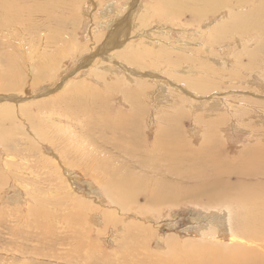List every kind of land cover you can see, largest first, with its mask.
Listing matches in <instances>:
<instances>
[{
    "label": "rangeland",
    "instance_id": "rangeland-1",
    "mask_svg": "<svg viewBox=\"0 0 264 264\" xmlns=\"http://www.w3.org/2000/svg\"><path fill=\"white\" fill-rule=\"evenodd\" d=\"M14 1H19L16 4L23 3V5H29V14L27 13V11L23 14L22 12L19 13L22 14L21 17H23V19L26 16L27 21H24L23 25L20 28H14L15 34H11L10 38L4 39V42H6L2 45L1 49V51L5 52V55L3 56L4 60L6 58L11 59L10 63L8 60L9 65L7 69L11 70L12 72H10L11 76L8 75L0 77V89H2V91H0V95L16 96L18 98V102L16 101V99H13L15 100V102H17L14 106L17 119H12L14 122L17 121L16 125L11 123L10 121H4V123L0 121V147L3 148H0V164L2 163L0 165V175H2L1 178H4H2L3 181L0 178V237L2 238H0V264H21V262H23L22 264H138L135 260H132V257L135 256V253H133L132 251L147 252L150 260H152L155 264H213L212 262H214L215 264H221L223 261H226V256L228 258V254L225 253V250L235 243H240V239L233 235V233L231 232V222L229 221L227 214L225 213L224 207H211L209 205V202H207L205 199H200L198 196L192 193L190 188L195 184L190 185V183H194L196 181H191L183 177L181 178V181H179L180 176L174 177L180 182L183 191L181 190L180 194L171 201L164 200L163 203H158L152 206L147 204L145 200L146 196L142 194V192L139 191L136 187H134L136 192L129 188L125 192V195H123V197H120L123 199L119 201L121 203V206H126V212H118L114 206L107 203V200L104 199L105 191H103L104 187L102 186V181L99 178H96L93 171L92 174L91 170L85 168L82 165L81 161L73 158L74 151L65 147L64 144L58 145L57 142H54L52 138H48L51 137L50 134H48V137L44 136L43 138L38 139L39 137L34 136V134L31 133L30 127H28L26 123L27 120L25 121V115L22 113L26 111L27 115H30L29 113H31V115H39V113L43 110L46 111L51 110V108L53 107H58V104H60V106L70 105L76 110L81 111L80 114L83 116H79V118L82 122L87 123L91 126L92 130L90 131H92V137H100L103 141L105 140L106 142H115L117 140L118 145L121 142L123 143V140L120 141L117 136V139L115 137H111V133H115L116 135L118 128L120 127L114 121L115 117L117 115H119L120 117L121 114L126 113L125 109L127 108V104L123 101V96L120 92H111V95L106 96V86L99 84L98 81L100 80L96 77L91 76L93 70L97 69L99 65L104 64V62L101 61L99 57H97L92 64L83 68V70L81 68H78L77 60L80 59L82 55H85L91 48L92 35H90L91 32L89 31H95V33H99L101 31V27L99 26L100 23L97 27H94V25L91 27L89 25V16H91L90 21H92L93 23L98 21L102 22V20H104L102 16H104V12H106L104 11V7H107L108 4L115 3L114 6L118 8L120 13L124 14L125 11L129 9V4L133 3L135 0H92L94 2V7L90 8V10H92L89 14L85 13L87 12L86 0H22L23 2L21 0ZM50 1L53 3H51ZM24 2H26V4H24ZM62 3L64 4V6L62 5ZM136 3L145 8L146 13L149 14L146 22L147 26L149 27L146 31L150 33L148 39H153L155 41L154 43L148 42V45L146 43L147 41H145V39H147L146 36L143 37L142 35H134L131 37L133 40L130 39V42L133 41L131 42V44H133L136 49H143L145 50V52L139 54L142 56L136 55V57L133 58L134 60H130L135 62V59L137 58L138 60L140 59V61L136 59L135 63L128 62V65L120 59H113L114 61L111 60V63L108 61V64L105 61L106 68L107 65H110L108 67L109 69L105 68L103 70V72L106 71L107 76L99 77L107 79V84L109 83V85L107 86H110L115 76L123 75L122 77H124L126 75H129L128 70L136 71L137 75L147 77L146 73H151L149 71L153 70H149L147 67V62H144L142 60H144V58H146L147 55L150 54L148 52L149 50L156 51L159 46H163V44L167 41L171 44L173 43V45H176L178 44V42H180V39H184L186 41L197 40L199 37V31H210V28H213L218 22L224 23L229 20V16L226 15L227 12L225 10L224 12L221 11L218 13L204 14L200 16L199 19L191 10H187L186 12L184 11L177 15H170L165 10L164 5L160 3V0H136ZM254 3L255 6L258 5V3L256 2ZM30 4H32V8H30ZM70 4L72 5V9ZM61 5L62 7H60ZM52 6L56 7V10H52ZM21 8H23L22 5H20L19 9L21 10ZM47 8L49 9L47 10ZM63 8L65 9L61 10ZM250 8L251 7L247 8L245 11H243V13H248L247 11ZM29 10L35 11L29 12ZM51 10L55 15H51L52 19H55V21L53 19V22L60 25L62 33L67 36L65 37V41L67 42L68 39V43H71V40H73V38L77 39L76 49L72 47L74 49V53L69 52L65 54L67 48H64L65 46H63L65 51L62 52L61 55L58 52L57 54H55V58L57 60H62V65L60 66L59 64V66H56L54 71L52 63L50 65L48 62L42 64L41 61L35 62L33 60H27V50L22 47L23 37H26L24 31L22 32L23 28H27L28 34H33V30L35 28L34 25L44 22L45 19L47 20V18L50 16ZM57 10L58 12H56ZM101 10L103 13H101ZM80 11H84V14H82ZM60 12L63 13L61 14ZM33 13L38 14L39 16H36ZM65 15L66 17H64ZM5 16L8 15L5 14ZM57 16H59L60 19ZM82 17H84V19ZM6 18H8V20L10 19L9 16ZM162 33H164L163 37L161 36ZM165 38H168L169 40L165 41ZM156 41H158L156 45L157 47L154 45L156 44ZM79 43H82L83 45L80 47ZM254 44L257 47V42ZM254 44L252 47H254ZM212 48L214 54L216 55L214 58L223 59L222 57L225 56V58L229 59L231 57V54H233L234 61L230 60L231 62L229 63V65L231 63L235 64H233V67L231 66L232 64L230 66L228 65L227 68L231 70L234 68L235 80L231 81L234 82L232 83L233 86L227 87V84L226 86H219L218 91L221 93L219 96L215 95L218 96L217 100L224 99V102L225 100H227V102H233L240 99L243 103L246 101L247 104L252 106L255 102L254 107L255 109H258L259 113L255 109L254 110L255 112H257V118H261V120L257 124H255V122L250 123L248 119H244L245 121L247 120L246 122L244 120L241 121L236 118H234L235 120L233 119V121L232 119H227L226 121L224 120V123L226 125L219 131L222 133V135L221 133L217 132L216 141L214 139L211 140L212 142L209 140L205 146L207 148H212L213 151L217 150V154H220V158L222 157V160H236L239 158V160L241 161L242 159H244L242 156V153L244 151H246V153L264 155V90L262 89V86L264 85L263 65L259 62L254 63L250 61L249 58H247V56L244 54L246 46L242 42L238 44H234L233 42H227L226 44L219 43ZM196 49H199V47H197ZM169 51L172 52V60L174 59L172 67L177 68V66L181 65V63H179L178 61L180 60L178 57H180L183 53L181 52V54H179L180 51L171 49ZM175 51L177 52L175 53ZM93 52H89L88 55ZM201 54L207 56V53L205 54V51H201ZM46 56H49L48 53L46 54ZM61 56L66 57L63 58ZM39 58L40 57L37 58L38 61ZM236 58L238 59L237 62L235 60ZM137 61L142 64H139ZM214 61L215 60L213 59L212 62L214 66H220L218 63H216V61ZM135 64H137V67H135ZM118 65H121L122 67L119 69ZM129 65L132 67H130ZM12 66L14 68H12ZM125 66H127L126 69L128 70L123 69V67ZM44 67L46 68V70L44 69ZM143 68L145 69L143 70ZM38 70H41V72L39 73L38 79L36 80L35 76L37 75ZM124 70L125 72H127L126 75L123 74L125 73ZM168 71L174 72V70ZM41 73L43 74V77H40ZM176 74H178V76L185 75L184 73H182V75L176 72H174L173 75L177 76ZM111 77L113 78L112 80ZM150 78L153 80V82H155V85L152 84V88H150V93L154 94L155 88L158 87L156 82L163 83L164 81H158L159 76L157 78L150 76ZM208 78H203L202 81L205 83H209L210 81H208ZM170 81L175 82L171 79ZM254 81H256L258 84ZM121 82L122 81L120 80L119 83ZM81 84L88 88L90 87L92 90L98 91L96 95L100 98L97 97L95 100L93 99L95 103L93 100L87 101L89 97L86 95L82 97L86 101L80 98H76V95H74L72 91L74 88H76L77 85ZM166 84L170 86V88H174L173 86H171V84ZM207 86L211 87L212 85L207 84ZM88 88L86 89L89 90L90 88ZM123 88L124 90H126L125 87ZM126 92L128 91L126 90ZM150 93L147 96V100L145 102V105L147 107L143 105V100H141L142 98H140L139 102L136 103V109H134V111L132 112H135V114L143 113V115L135 123H129L124 120H119V124H121L123 127L129 128L128 130H132L135 134L133 140L127 139L129 144L137 146L139 145V143L144 142L143 140H145V144L149 146L148 149H141V147L137 146V152L143 153L142 150H146L147 153L150 152L149 155L151 158H148V164L150 162L149 160L154 159L153 157L155 154L166 157L171 152L169 150H166V152L165 150L161 149L160 146H151L154 141V137L160 136L163 129H165L166 127L170 128V131H172V135L176 137H181L182 135L185 140H189L193 142L194 146L199 147L202 140L199 139L200 133L198 134V130L196 133L193 132V126L190 121L192 119V115H187L188 119L183 118L181 121H172L171 123H168V121L166 120H160L163 119L162 115L165 114L161 113V109L157 110V106L152 101V98H150L153 97L152 94L150 95ZM71 94L74 97L70 96ZM214 94L218 93L214 92L213 95ZM80 95L81 93L77 96ZM240 95L243 96L241 97ZM254 97L256 99H253ZM93 98H95V96H93ZM200 98H202L199 99L201 100L200 105L205 106H207L211 102H214L213 100H216H211L212 98L210 99L208 95L204 97L201 96ZM19 99L21 101H19ZM189 100L192 101L193 99L189 98ZM193 102H196V100H193ZM118 105L122 107H119ZM0 106L2 105L0 104ZM0 109H2V107H0ZM21 114L22 116L18 118V116ZM211 115L212 114H210L208 107L206 109L204 117L207 122L214 119L210 118ZM257 118H255L254 120L256 121ZM108 122L111 123L108 124ZM224 123H221L220 127H222ZM116 124L117 127L115 126ZM248 128L258 130L255 133V136L249 135V131L246 130ZM210 129H216V127L210 126ZM2 132H4V134ZM200 132V137H202V135H204V137H209L204 131L201 130ZM191 133H194L193 136L190 135ZM27 137H31L30 141H28L29 139ZM250 137L253 138L252 141L249 140ZM30 142L32 143V145L30 144ZM117 142L115 143L117 144ZM211 143L213 144V146ZM23 145H26L27 147ZM99 146L100 144L95 145L96 148H99ZM151 148L156 151L154 152ZM5 149H7V151H10L11 154L5 155ZM150 149L154 153L152 151H149ZM221 150H223L224 152ZM221 154H223V156ZM6 156L7 158H5ZM25 156L26 159H33L34 161H32L36 164H34V167L39 168L37 187L40 192L36 205L40 203V208L50 209L52 212L48 213H51L54 216V219H52V221L49 223L50 229L45 233L46 235L42 234L39 231L37 232L35 227H32L33 225L30 222V216L26 215L27 211L32 210V207H34L35 205L31 201V199L28 198V193L26 192V190L19 186V178L17 174H19L23 178L25 173H19V171L15 167L17 165V162L23 160ZM18 158L21 159L18 161ZM8 161L16 163L14 165L12 164V162L11 164L5 163ZM244 164L245 160L239 162V166L241 167H243ZM69 167L73 169V171L63 172L62 168ZM7 171L11 172L12 174L15 173V175H12L11 173L8 174ZM147 181L150 182V180ZM233 183L234 180L229 181L228 186L229 184ZM148 185L149 184L147 183L146 185L144 183L142 184V186L144 187H148ZM240 185L242 191L243 184L240 183ZM152 186L153 185H151V187ZM233 195L234 193L230 192V198H232ZM126 197L128 199H126ZM124 200H127L128 203H124ZM78 202H80L81 205H79ZM229 203L232 204L233 202ZM77 206H81V210L79 212V208ZM91 206V210H95L97 212V214H94L96 217L91 213L92 211L89 210ZM124 214H126L127 216H124ZM108 218L112 222L109 221ZM139 226L144 227V232L142 234L140 233V229H138ZM11 229L13 231H11ZM3 236L6 238H4ZM39 236L41 237V239ZM7 237L10 239H8ZM4 240L7 241L6 244L4 243ZM79 245L81 248L79 247ZM252 248L253 246L249 245L244 240V251ZM31 250L32 252L30 253ZM212 250L214 252L213 255V252H211ZM214 255H216L217 258L214 257ZM218 257H220L221 259ZM164 259H166L167 261H165Z\"/></svg>",
    "mask_w": 264,
    "mask_h": 264
},
{
    "label": "bare ground",
    "instance_id": "bare-ground-1",
    "mask_svg": "<svg viewBox=\"0 0 264 264\" xmlns=\"http://www.w3.org/2000/svg\"><path fill=\"white\" fill-rule=\"evenodd\" d=\"M17 2H15L14 0H10V1L0 0V41L3 40L2 42H0V77L8 76L10 75V72H12L11 70L7 69L9 65L8 60L10 63L11 59L6 58L4 60L3 56L5 55V52L1 51L2 45L6 42V41L4 42V39L10 38L11 34H15L14 28L16 27L20 28L23 25L24 21H27L25 15H24L25 16L24 19L26 20H24L23 17L21 16L26 11L28 13L29 5H27L26 2H24V4L26 5H23V3L16 4ZM86 2L85 3H86L87 12L85 13L89 14L90 11L92 10V9L90 10V8L94 7L93 6L94 2L92 0H86ZM254 2L258 3V5L255 6ZM160 3L164 5L165 10L170 15H177L184 11L186 12L187 10H191L196 15V17L200 19V16L204 14L218 13L221 11L224 12L225 10L227 12L226 15L229 16V20L228 21L226 20L227 22H224V23L218 22L219 24L217 23L213 28H210L211 29L210 31L208 30L206 32L199 31L198 32L199 37L197 40L186 41L184 39H180L179 40L180 42H178V44L173 45V43L171 44L167 41L169 40L168 39L169 37L165 38L164 40L167 42L164 43L163 46L161 47L159 46L156 51L149 50L148 52L150 54H148L146 58L143 57L144 60L142 61L147 62L148 69L153 70V71H149L151 73H146L147 77L139 76L136 74L137 73L136 71L128 70L126 69L127 66H125L123 67V69L128 70L129 75H126L127 72H125L124 70L125 73L123 74H125L126 76L122 77L123 75L122 76L117 75L114 77V79L111 77V80L113 79V81L111 82L110 86H107L109 85V83L107 84V79L103 77H99V76H107L106 71L103 72V70L106 68L105 64L106 63L108 64V61L110 62L113 59H120L121 61H124L125 64L127 63L128 65L129 64L128 62H134V61H131L130 59L134 60L133 58H135L136 55H139L145 52V50L143 49L141 50L136 49V47L133 44H131V42H133V41L130 42V39H132L131 38L132 36L134 35H139V36L142 35L143 37L146 36L147 39H145V41H147L146 42L147 44L148 42L154 43L155 40L148 39V37L150 36L149 35L150 33L146 31L149 27L146 24L149 14H147L145 11V8H143L141 5H138V3H136V0H135L133 3L129 4L128 10L126 11L124 10L125 11L124 14L120 13L118 8L114 6L115 3L108 4L107 7H104V11L106 12H104L105 14L104 16H102L104 19L102 20V22L98 21V22L93 23L92 21H90L91 16H89L88 18L89 25L91 27L93 25L94 27H97L98 24L100 23L99 26L101 28L100 27L99 28L101 29V31L99 33L98 32L95 33V31H91V30L89 31L91 32L90 35H92L91 48L85 55H82V57H80V59L77 60L78 68H81L83 70V68L92 64L93 61L97 57H99L100 60L104 62V64L99 65L97 69L92 71L91 76L98 78L101 81V82L98 81V83L102 84L103 86L104 85L106 86L105 87L106 96L111 95V92L112 93L120 92L121 95L123 96V101L127 104V108L125 109L126 113L121 114L120 117L119 115L115 117L114 121L118 124V126H120L118 128L117 134L115 135V133H111V137L116 138L117 136L120 141L123 140V143L121 142L118 145L117 140L115 141L117 142L116 144L114 141L112 142L110 140H109L110 142H106L105 140L103 141L100 137H97V136L92 137V131H90L92 130L91 126L87 123L82 122L79 118V116L80 117L83 116L80 114L81 111L76 110L70 105L60 106V104H58V107H53L51 108V110H46V111L43 110L42 112L39 113V115H31V113H29L30 115H27L26 111H24L22 113L25 115L24 116V118H26L25 121L27 120L26 123H27V126L30 127L31 133L34 134V136L39 137L38 139L43 138L44 136L48 137V134H50L51 137H48V138H52L54 142H57L58 145L64 144L65 147L73 150L75 153V154L73 153L74 155L73 158L81 161L82 165L85 168L91 170V172L93 171L95 173L96 178H99L102 181L103 185L102 184L101 185L104 187L103 191H105L104 199L107 200V203L114 206L118 212H124V213L126 212V206H121V203L119 201L123 199L120 197H123V195H125V192L129 188L133 190L134 192H136V190L134 189V187H136L139 191L142 192V194L146 196L145 200L147 204L152 206L158 203H163L164 200L171 201L177 195H179L181 190L183 191V188L181 187L180 182H179L181 181L182 177L185 179L191 180V181H196L194 183H190V185L195 184L193 187L190 188L192 193H194V195L198 196L200 199H205L207 202H209V205L211 207H224L225 213L227 214V217L229 221L231 222V232L233 233V235H235L236 237L240 239V243L238 244L235 243L236 245L233 244L231 247H228L225 250V253L228 254V258L226 256L227 260L223 262L221 261L222 262L221 264H264V155L262 154L257 155L255 153H246V151H244L242 153V156L244 159L242 160H245V164L243 167H241L239 166V162H242V160L240 161L239 158L236 160H225V159L222 160L221 159L222 157L220 158V154H217L218 153L217 150L213 151L212 148H207L205 146L209 140L211 141L212 139H214L216 141L217 132H219L220 129L226 125L224 123V120L226 121L227 119H232L233 121V119L236 118L242 121L244 119H248L250 123L255 122V124H257L261 120V118H257L258 109H255L254 107L255 102L252 106V105L247 104L246 101L243 103L242 100L240 99L239 100L234 99L236 101H233V102H227V100H225L224 102L223 101L224 99L217 100L218 96L221 93L218 91L219 86L221 85L226 86V84H227V87L233 86L232 83L234 82H231V81L235 80L234 68L232 70L227 69V68H228L229 63L231 62L230 60L234 61V58H233L234 56L233 54H231V57L229 59L225 58V56L222 57L223 59H218V58L216 59L214 58L216 55L214 54L212 47L218 45L219 43L226 44L227 42H233L234 44H238L242 42L246 46V50L244 51V54L247 56V58H249L250 61L254 63L259 62L260 64L263 65V68H264V0H160ZM20 5H22L23 7L21 8V10L19 9ZM62 5L64 6L63 3ZM62 5L60 7H62ZM249 7H251L249 9L250 12L248 10L247 11L248 13H243V11H245ZM30 8H32V4H30ZM48 9L49 8H47V10ZM64 9L65 8L61 10H64ZM71 9H72V5H71ZM52 10H56V7L52 6ZM52 10L50 12V16L48 18L46 16L47 18V20L45 19L46 21L44 20V22L34 25L35 28L33 30L34 31L33 34H28L27 28L26 27L25 29L23 28L22 32L24 31V34L26 35V37H23L22 47H24L27 50V56H26L27 60H33L35 62L41 61L42 64H45L48 62L50 65L52 63L53 71H54L56 66H59V64L60 66L62 65V60H57L55 58L56 56L55 54H57L58 52L61 55V53L65 51L64 48H67V50L65 51L66 52L65 54L69 52L74 53L73 48L76 49L77 47V42H76L77 39L72 37L73 38V40H71L72 44L68 43V39H67V42L65 41L66 39L65 37L67 36L62 33L60 25L53 22L54 18L52 19L51 15H54V12H52ZM84 10H85V7H84ZM30 11L33 12L35 10H29V12ZM21 12L22 14H19ZM56 12H58V10ZM83 12L81 13L84 14ZM101 13H103L102 10H101ZM109 13H111L112 16ZM5 14L10 17L9 20L8 18H6L8 16H5ZM33 14L36 16H39L38 14H35V13ZM64 17H66V15ZM82 18L84 19V17ZM161 36L163 37L164 33H162ZM157 42L158 41H156V44H154L155 46L157 45ZM256 42H257V47L254 44ZM79 44H80V47L83 45L82 43H79ZM253 44H254V47H252ZM63 46L65 47L63 48ZM197 47H199V49H196ZM170 49L180 51L179 54H181V52L183 53L181 56L179 55L180 57H178L181 60V61L178 60L179 63H181V65L177 66V68L172 67L174 63L173 62L174 59L172 60L173 55H172V52L169 51ZM177 51H175V53ZM201 51L202 52L205 51V54L207 53V56L202 55ZM89 52H93V53L88 55ZM47 53L49 56H46ZM139 56H142V55H139ZM38 57H40L39 61L37 60ZM61 57L65 58L64 56H61ZM202 58H205V59H202ZM136 59H135V62H136ZM213 59L220 66H214L212 62ZM235 60L236 62L238 61L237 58ZM138 61H140V59ZM139 64H142V63H139ZM231 64L230 65L233 67L234 63H231ZM121 65H118L119 69L122 67ZM135 65H136L135 67H137V64ZM109 66L107 65L106 69H109L108 68ZM12 68L14 67L12 66ZM44 69L46 70L45 67ZM144 69L145 68H143V70ZM175 69L180 72L176 71ZM168 70H174V72L176 73H180V74L184 73L185 75L178 76V74H176L177 76H174L173 75L174 72L168 71ZM40 72L41 70H38V73L35 76L36 80L38 79ZM133 73L136 74L137 76L134 75ZM159 74H163L165 76L159 75ZM150 76L155 77V78L159 76L158 78L159 80L158 79L156 80L158 81L162 80L165 82V83L156 82L158 87L155 88L154 94L150 93V88H152V84L155 85V82H153ZM40 77H43L42 73L40 74ZM203 78H208V81L210 82L209 83L203 82L202 81ZM170 79L175 82L170 81ZM120 80L122 81L121 83H119ZM166 83H168L169 85L171 84V86H173L174 88L172 87L170 88V86H168ZM207 84H210L212 86L211 87L207 86ZM123 87H125V89L128 92H126V90H124ZM259 87H260V84H259ZM263 87L264 85L262 86V89L264 90ZM86 88L88 87L84 86L83 84L77 85L76 88H74L72 92L74 93V95H76V98L85 100L82 97L86 95L89 97V99H87L88 97L86 98L87 101L88 100L92 101L93 99L95 100L98 97L96 95L98 91L92 90L90 87H89L90 89L88 88L89 90H87ZM0 91H2V89H0ZM214 92H217L218 94L213 95ZM80 93H81L80 95L81 97L77 96ZM149 93L150 95L152 94L153 96L150 98H152V101L157 106V110L161 109V113L165 114V115H162L163 119H160L159 117L160 120H166L168 121V123H171L172 121L174 122L181 121L183 118L188 119L187 115H192L191 116L192 119L190 121L193 126L192 127L193 132L196 133L198 130L199 131L198 134L200 133L201 135L200 131L202 130L209 137H204V135L200 137L199 135V139H201L202 141L200 140L201 143L199 147H196L193 145V142L189 140H185L182 135L181 137L179 136L176 137L172 135L171 134L172 131H170V128L166 127L165 129H163L162 134L160 136L154 137V141L151 144V146L152 147L160 146L161 149L165 151L169 150L171 152L166 157L155 154L153 157L154 159L149 160L150 162L148 164L147 162L148 158H151L149 155L150 152L147 153L146 150L145 151L142 150L143 153H138L137 146L141 147V149H148L149 146L145 144V140H143L144 142L139 143V145L137 146H134L133 144H129L127 139L133 140L135 137V134L133 133L132 130H128L129 128L123 127L121 124H119L120 123L119 120H124L129 123H135L143 115V113L141 112L142 114H138V113L135 114V112H132V111L136 109V103L139 102L140 98H142L141 100H143L142 101L143 105L147 107L145 105V102L147 100V96L149 95ZM206 95H208L210 99L212 98L211 100L213 99H216V100H213L214 102L209 103L207 106L200 105L201 100L199 99H202L200 97L201 96L204 97ZM215 95H218V96H215ZM70 96H73V95L71 94ZM93 96H95V98H93ZM189 98L196 100V102L197 101L198 102L197 103L193 102V100L191 101L189 100ZM13 99H16V101L18 102V98L16 96L0 95V104L2 105L0 106L2 107V109H0V121H2L3 123L4 121H10L11 123L16 125L17 121L14 122L12 119H17L16 112L14 110V106L17 102H15V100ZM20 99L19 101H21ZM253 99H256V98L254 97ZM119 107H122V106H119ZM208 107H209L210 114H212L210 118H214L209 122H207L204 118L206 109ZM254 109L257 112H255ZM20 116H22V114L19 115L18 118ZM255 118H257L256 121L254 120ZM109 123L111 122H108V124ZM221 123H224L222 127H220ZM117 124L115 125L116 127H117ZM210 126L216 127V129H210ZM246 130L249 131L250 136L252 135L255 136V133L258 131L253 128H248ZM2 133L4 134V132ZM193 134L194 133H191L190 135L193 136ZM210 136H214V137H210ZM27 138L29 139L28 141H30L31 137H27ZM250 138L249 140L252 141L253 138L252 137ZM30 144L32 145L31 142ZM98 144H100V146L99 148H96L95 145H98ZM23 146L27 147L26 145H23ZM151 149L149 151H152V150L154 152L156 151L154 149L152 150ZM4 154L10 155L11 152L5 149ZM221 155L223 156V154ZM5 158H7V156ZM20 159L21 158H18V161ZM32 160L26 159V156H25L23 160H20L19 162H17V165L15 167L17 168L19 173H22V172L25 173L23 178L19 174H17L19 178L18 180L19 186L22 187L24 190H26V192L28 193V198L31 199V201L35 205V206L32 205L34 207H32V210H28L26 215L30 216L31 218L30 222L33 225L32 227H35L37 232L39 231L42 234H45L50 229L49 223L52 221V219H54V216L51 213H48V212H52L50 209L40 208V203L36 205L37 199L39 197V192H40L37 187V182H38L37 179L39 177L38 176L39 168L34 167L35 163L33 162L34 160L33 161ZM11 162L12 161L10 162L8 161L5 163L11 164ZM15 163L16 162L14 163L12 162L13 165ZM62 170L63 172L73 171V169H71L70 167L62 168ZM10 173L11 172H8V174ZM13 174L15 175V173ZM1 176L2 175H0V178ZM176 176H180L179 181L176 178H174ZM147 180H150V182ZM231 180H234V183L229 184L228 186V182ZM143 183L145 185L146 183L149 184L148 187L142 186ZM240 183L243 184L242 191H241ZM150 184L153 186L151 187ZM230 192L234 193L232 198H230ZM126 199L128 198L126 197ZM229 202H233V203L230 204ZM124 203H128L127 200L126 201L124 200ZM78 204L81 205L80 202H78ZM80 207H78L79 208L78 212L81 210ZM91 209H92V206L89 210L92 211ZM91 213L93 215L95 213L97 214L95 210L92 211ZM124 216H127V215L124 214ZM138 229H140L141 234L144 232V227L139 226ZM11 231L13 230L11 229ZM244 240L249 245H252L253 248L244 251ZM6 242L7 241H5L4 243L6 244ZM31 252L32 250L30 251V253ZM132 252L135 253V256L132 257V260H135L136 263L155 264L152 260H150V257L148 256L147 252H144V251L143 252L132 251ZM211 252H213V250ZM213 254L214 252L212 253V255ZM214 257H216V255H214ZM76 260H77V257H76ZM164 260L167 261L166 259ZM22 263L23 262H21V264ZM212 263L215 264L214 262Z\"/></svg>",
    "mask_w": 264,
    "mask_h": 264
}]
</instances>
